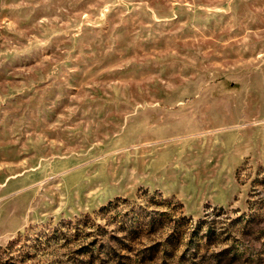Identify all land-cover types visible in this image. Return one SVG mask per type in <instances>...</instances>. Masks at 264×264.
<instances>
[{
	"label": "rangeland",
	"instance_id": "rangeland-1",
	"mask_svg": "<svg viewBox=\"0 0 264 264\" xmlns=\"http://www.w3.org/2000/svg\"><path fill=\"white\" fill-rule=\"evenodd\" d=\"M0 264H264V0H0Z\"/></svg>",
	"mask_w": 264,
	"mask_h": 264
}]
</instances>
